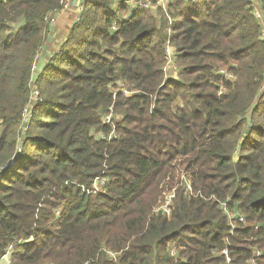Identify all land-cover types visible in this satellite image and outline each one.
Segmentation results:
<instances>
[{"label": "trees", "instance_id": "trees-1", "mask_svg": "<svg viewBox=\"0 0 264 264\" xmlns=\"http://www.w3.org/2000/svg\"><path fill=\"white\" fill-rule=\"evenodd\" d=\"M61 1L0 0V259L264 264V0H81L38 67Z\"/></svg>", "mask_w": 264, "mask_h": 264}, {"label": "built area", "instance_id": "built-area-1", "mask_svg": "<svg viewBox=\"0 0 264 264\" xmlns=\"http://www.w3.org/2000/svg\"><path fill=\"white\" fill-rule=\"evenodd\" d=\"M4 1H7V0H4ZM170 1L171 0H156V2L154 3L153 0H134L133 1V4L131 2V5L134 6V7H143V8H146L148 10H152L153 13H156V10L157 8L161 7L162 9L166 10L168 5L170 4ZM187 2L188 1H191V2H196V0H186ZM252 4H256L258 0H249ZM122 2V0H114V5L117 7L120 5V3ZM76 3H77V0H62L61 1V6L63 7V11H67V9H72V8H75L76 7ZM259 5L260 3H258V7L256 9L253 10V15L255 16V18L264 25V15L263 13L261 12V9L259 8ZM80 6V5H79ZM155 10V12H154ZM58 13H54V14H51L49 17L46 18L47 22L51 25V27L55 26L56 24V19L55 16L57 15ZM78 19V18H77ZM76 19V20H77ZM168 50V63L165 67V72L166 74L170 71L171 68H174V59H173V52L171 50V48L168 46L167 48ZM37 62H35V64L33 65V69H36L37 67ZM170 66H172L170 68ZM219 74L223 75V76H226L228 78L229 81H234V76L233 75H230L228 73H226V71H220ZM261 94L264 95V78H263V83H262V86H261ZM125 94L129 95L128 92L125 91ZM27 113V112H26ZM25 129L24 130H27V121H28V117L26 116L25 117ZM104 121L105 123H110L111 122V116H106L104 118ZM114 137V134L112 133L107 140H111L112 138ZM101 139H104L105 137H100ZM104 184V181H101L99 179L96 180L95 182V189L96 191ZM169 205H171V199L167 202V204L162 208L163 211L167 214L170 213V209H169ZM13 252V246H10L9 249L7 250L6 254L0 259V264H13L12 263V254ZM111 256H115L113 254H111Z\"/></svg>", "mask_w": 264, "mask_h": 264}, {"label": "crops", "instance_id": "crops-1", "mask_svg": "<svg viewBox=\"0 0 264 264\" xmlns=\"http://www.w3.org/2000/svg\"><path fill=\"white\" fill-rule=\"evenodd\" d=\"M80 4V3H79ZM73 23H71V19H70V16H69V13L68 12H65V11H61L59 14H58V17L56 19V26H55V29H57V32H60V28H64L63 30V38H62V41L60 43H58L57 40H54V41H51L49 42L50 40V35L53 33H50L49 35V39H48V43H46V45L43 47L42 49V52H41V55L39 56V65L38 67H42L46 64V62L48 61V59L54 55L55 52H57L59 46L63 43V41L65 40V34L67 33L68 29L70 30V27L72 26ZM61 33V32H60ZM54 36L52 35L51 38H53ZM54 42V43H53ZM58 43V44H57ZM55 51H54V50ZM50 54V55H49ZM49 55V56H48Z\"/></svg>", "mask_w": 264, "mask_h": 264}, {"label": "rangeland", "instance_id": "rangeland-1", "mask_svg": "<svg viewBox=\"0 0 264 264\" xmlns=\"http://www.w3.org/2000/svg\"><path fill=\"white\" fill-rule=\"evenodd\" d=\"M78 1V0H77ZM81 1V0H80ZM132 2V4H133V1H129L128 3L130 4ZM80 5V4H79ZM79 5H77L76 4V7L75 8H72V9H67V11H65V12H68L69 13V16H70V19H71V23H73L77 18H78V16H79V14H80V10H79V8H78V6ZM154 12H155V10H154ZM58 17V14L55 16V18H57ZM56 26V25H55ZM55 26H53L52 28H51V35H50V40H49V42H51V41H54V40H59L58 41V43H60L61 41H62V38L64 37L63 36V30H64V28H60L59 30H60V32H57V29H55ZM68 32H69V29H68V31H67V33L65 34V37L67 36V34H68ZM54 36L53 38H51V36ZM49 39V38H48ZM47 43H48V41H47ZM54 43V42H53ZM57 43V44H58ZM46 45V44H45ZM54 50V49H53ZM55 51V50H54ZM50 55V54H49ZM48 55V56H49ZM172 66H170V68H171ZM99 138H100V136H99ZM171 199V195L170 196H168V199H166V200H170ZM167 201V202H168Z\"/></svg>", "mask_w": 264, "mask_h": 264}, {"label": "water", "instance_id": "water-1", "mask_svg": "<svg viewBox=\"0 0 264 264\" xmlns=\"http://www.w3.org/2000/svg\"><path fill=\"white\" fill-rule=\"evenodd\" d=\"M79 3H80V0H78L76 4L79 5Z\"/></svg>", "mask_w": 264, "mask_h": 264}]
</instances>
